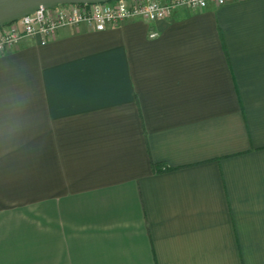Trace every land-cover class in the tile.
I'll return each instance as SVG.
<instances>
[{"label":"crops","instance_id":"1","mask_svg":"<svg viewBox=\"0 0 264 264\" xmlns=\"http://www.w3.org/2000/svg\"><path fill=\"white\" fill-rule=\"evenodd\" d=\"M42 40L0 54V264H264V0Z\"/></svg>","mask_w":264,"mask_h":264},{"label":"built area","instance_id":"2","mask_svg":"<svg viewBox=\"0 0 264 264\" xmlns=\"http://www.w3.org/2000/svg\"><path fill=\"white\" fill-rule=\"evenodd\" d=\"M232 0H111L90 4L62 3L40 7L20 19L0 26V53L15 46L23 37L42 35V43L65 26L86 23L104 30L123 21L139 19L153 22L168 17L177 5L205 8L209 4H224ZM151 37L157 36L152 31Z\"/></svg>","mask_w":264,"mask_h":264},{"label":"water","instance_id":"3","mask_svg":"<svg viewBox=\"0 0 264 264\" xmlns=\"http://www.w3.org/2000/svg\"><path fill=\"white\" fill-rule=\"evenodd\" d=\"M111 0H0V26L14 22L40 7H54L62 3L90 4Z\"/></svg>","mask_w":264,"mask_h":264},{"label":"rangeland","instance_id":"4","mask_svg":"<svg viewBox=\"0 0 264 264\" xmlns=\"http://www.w3.org/2000/svg\"><path fill=\"white\" fill-rule=\"evenodd\" d=\"M55 35V34H54ZM54 35H52V36H54ZM52 36H50V37H52ZM49 38V37H48ZM48 38H47V41H48ZM6 51V50H5ZM5 51L4 52H2V53H0V54H4L5 53Z\"/></svg>","mask_w":264,"mask_h":264},{"label":"trees","instance_id":"5","mask_svg":"<svg viewBox=\"0 0 264 264\" xmlns=\"http://www.w3.org/2000/svg\"><path fill=\"white\" fill-rule=\"evenodd\" d=\"M153 166H154V168H156V167H157V164H154V163H153ZM166 168H167V167H166Z\"/></svg>","mask_w":264,"mask_h":264}]
</instances>
